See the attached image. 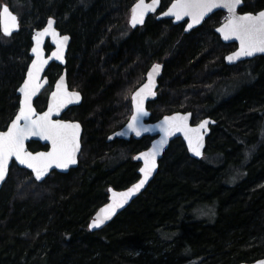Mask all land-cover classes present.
Wrapping results in <instances>:
<instances>
[{
	"label": "trees",
	"instance_id": "16d2710c",
	"mask_svg": "<svg viewBox=\"0 0 264 264\" xmlns=\"http://www.w3.org/2000/svg\"><path fill=\"white\" fill-rule=\"evenodd\" d=\"M5 1L22 26L6 37L0 25V131L19 109L33 31L50 17L72 38L68 81L83 95L72 111L85 130L79 166L67 174L53 172L39 183L12 166L0 191V264H242L264 258V56L226 64L234 46L214 31L223 12L185 34L184 24L156 17L131 30L137 0ZM172 1L162 0V11ZM263 10L264 0H244L241 12ZM156 62L164 64L151 105L156 117L192 112L194 122H218L206 158H191L175 140L145 192L107 227L90 232L109 188L123 190L139 178L132 157L146 148V139L109 143L108 137L128 120L131 94ZM61 72L56 64L48 70L39 111ZM29 149L47 147L33 142Z\"/></svg>",
	"mask_w": 264,
	"mask_h": 264
},
{
	"label": "snow or ice",
	"instance_id": "6c2138e0",
	"mask_svg": "<svg viewBox=\"0 0 264 264\" xmlns=\"http://www.w3.org/2000/svg\"><path fill=\"white\" fill-rule=\"evenodd\" d=\"M242 0H175L163 13L164 16L175 17L177 21L185 17L190 18L187 24L188 29L200 24L204 17L214 9H226L228 16L226 22L217 29L225 41H239V50L228 56L226 59L231 63L239 60L241 57H251L255 53H264V11L256 15L245 14L237 15V8ZM159 6V0H151L146 3L145 0H137V3L131 9V26L134 28L137 24L144 22V17L148 12H155ZM54 21L49 19L47 28L43 32H38L34 39L36 47L32 49L36 54L37 60L33 61L28 70V79L24 81L19 91L23 95L20 101V108L11 126L6 132H0V181H3L9 170V164L13 160L20 165L32 170L36 180H41L53 167L66 169L70 165L76 164V154L79 151V131L80 125L66 123L60 120H53V115H59L60 110L68 104L78 102L79 93L69 92L64 79L61 78L56 84V91L52 93V103L49 104L47 112L37 115L33 108L32 98L36 95L40 85L37 83L39 73L41 72L45 60L40 58L41 37L51 35L53 42L57 45V51L53 56L63 62V49L69 40L68 36L60 37L53 28ZM0 25H2L4 35H11L12 31L18 28V20L12 15L7 6H4L0 12ZM160 65H154L147 76L145 83L138 91L131 96L133 112L127 129L140 136L141 132H149L153 129L142 127L141 118L148 116L145 110V100L149 95H154L155 76L159 74ZM189 115H173L164 118L158 131L163 134V139L153 144L150 151L141 153L134 157L136 160L143 161V167L139 169L143 174L137 184L122 193H112V203L101 210L95 217L91 228H99L105 220L115 214L117 208L123 207L125 203L135 195L147 183L149 177L156 170V158L161 149L168 142V138L180 132L183 133L188 142L189 150L196 156L201 155L200 149L203 147V136L201 129H205L208 121H203L198 127L190 128L188 125ZM206 130V129H205ZM126 133H118L125 135ZM39 137L42 140L51 143V150L47 152H38L33 154L26 151L25 141L30 137ZM111 191V189L109 190ZM264 264V262H262Z\"/></svg>",
	"mask_w": 264,
	"mask_h": 264
},
{
	"label": "water",
	"instance_id": "95a60500",
	"mask_svg": "<svg viewBox=\"0 0 264 264\" xmlns=\"http://www.w3.org/2000/svg\"><path fill=\"white\" fill-rule=\"evenodd\" d=\"M146 3H151V0H145ZM175 2V0L172 1V3ZM137 3V1L132 5V8L134 7V5ZM171 3V4H172ZM171 4L164 10L162 11L163 9V6H162V0H159V6L156 8L155 12H148L145 17H144V22L142 24H137L136 27H132L131 26V23H130V20H131V14H130V17H129V26L133 29V30H136L138 28H141L143 26H145L147 20L152 17V16H157V19L158 21H161V20H171L173 22L174 25H180V24H186L185 25V34H190L193 30H196L198 28H200L201 26H203L204 22L210 17L212 16L213 14L219 12V11H224V12H227L226 9H214L211 13H209L207 16L204 17L203 21L200 23V24H197L195 26H193L191 29H188L187 27V24L190 23V18L189 17H185L183 20H180V21H177L175 19V17H169V16H164L163 13L166 12L168 10V8L171 6ZM4 6H7L9 8V11L12 15H15L17 17V20H18V28L14 31H12L11 35H4V32H3V28H2V25H1V32L4 36L6 37H12L13 35L19 33V31L21 30V20L18 16V14H16L9 5L5 4L2 6V9ZM244 7V0H242V3L240 4V6L237 8L236 12H237V15H245V14H253V15H256L258 14L259 12L257 13H251V12H241V9ZM131 8V9H132ZM2 9H1V12H2ZM264 11V10H263ZM49 19L53 20L54 21V24H53V28L54 30L58 33V35L60 37H63V36H68L69 37V40L67 41L66 45L64 46V49H63V62H61L60 60L56 59L54 56H53V53L57 51V45L53 42V37L51 35H46V36H43L41 37V43H40V58L45 60L46 63L43 65V68L41 70V72L39 73V78H38V81L37 83L40 85L39 89L37 90V93L35 96H33L32 98V104H33V108L35 109V112L37 115H42L43 113L47 112L48 110V106L49 104L52 103V93L56 91V84L60 81L61 78L64 79V82H65V85L68 89L69 92H76V93H79V96H80V99L78 102H73V103H70L68 104L66 107L62 108L60 110V113L59 115H53L52 119L53 120H60L61 121V118L62 116L68 111L70 110L71 108H74V107H78L80 106L82 103H83V95L81 92H78V91H74V90H71L70 89V86H69V81H68V72H67V69H64L63 73L61 74V76L57 79V81L55 82L54 86H53V89L52 91L50 92L49 94V98H48V102H47V105H46V108L44 111H39L37 109V106H36V101L40 98V96L44 93V91L50 86V80H49V77L47 76V72L48 70L50 69L51 65L53 64H56L60 67H66L67 66V56H68V53H69V49H70V46H71V42H72V38L70 35L68 34H63L57 27V20L54 18V17H50ZM48 19V21H49ZM48 21L46 23V25L42 28V29H36L33 31V35H32V47H31V51H30V56L32 58V61L30 62V65L28 67V70L31 68L32 66V63L33 61H36L37 60V56L36 54L33 53L32 49L35 48L37 45H36V40L34 39V37L36 36V34L38 32H43V30L45 28H47V24H48ZM222 26V25H221ZM220 26V27H221ZM219 27V28H220ZM218 29V28H217ZM216 29V33L219 35V37L221 38L222 42L225 43V44H236L237 48L234 52L228 54L226 57H225V62L228 66H235V65H238L239 63H243V62H246V61H250V60H253L257 57H261V56H264V53H260V52H257L255 53L253 56L251 57H241L239 60H235L234 62H229L226 58L230 55H232L233 53H235L236 51L239 50V41H236V40H228V41H225L223 39V36L221 35V33H219ZM50 45L52 50L48 53L47 51V45ZM154 65H160V71H159V74L155 76V87L153 88V92L155 93L154 95H149L146 100H145V110L149 113L148 116H145V117H142L141 118V125L142 127H146V128H150V129H153L152 131H149V132H141V135L140 136H136V134L134 132H131L127 129V125L130 121V119L128 120V122L126 123L125 126H123L120 130H118L117 132H114L113 134H111L109 136V139L108 141H114L116 139H120V140H129L130 138H132V136L135 137V139L137 140H140L142 139L143 137L145 136H152V137H157L153 142H152V145L150 146V148L146 151H150L153 144H156L158 143L161 139H163V134L160 133L158 131V126L162 124L163 120L165 117L167 116H173V115H189V120H188V125L190 128H196L198 127L203 121H208V124L205 126V129H201V135L203 136V147L200 149L201 151V155L200 156H196L194 155L190 150H189V147H188V142L187 140H185L184 138V135L183 133H176L175 135L171 136L168 138V142L164 145V147L161 149L160 151V154L157 156L156 158V163H157V167H156V170L152 173V175L149 177L147 183H145V185L135 194L133 195L128 201L127 203L124 204L123 207H120V208H117L115 210V214L111 216L110 219L108 220H105L104 223L101 225V227L99 228H91L90 225L92 224L93 220L95 219V217L97 216V214H99L101 212L102 209H104L106 206H108L109 204L112 203V193L115 192V193H122V192H125L127 191L128 189L132 188L133 185L137 184L141 179H143V174L140 173L139 171V174L141 175L140 179L133 183L131 186L123 189V190H118V189H115L113 187H110L109 190L111 189V191H109V200L106 204H104L102 207H100L97 212L95 213V215L93 216L92 220L90 221L89 223V231L90 232H97V231H100L102 229H104L105 227H107L119 214H121L126 208H128L131 203L137 199L142 193L145 192V190L149 187V185L153 182V180L155 179L156 175L158 174L159 172V167H160V161L163 159L165 153L168 151L170 145L172 142H174L175 140L177 139H181L183 141V143L185 144L186 148H187V151L190 155L191 158L193 159H196V160H201L204 156V153H205V150H206V147H207V138L210 136L212 130H211V125H216L217 123L215 122V120L213 119H209V118H206V119H203L200 123L194 125L192 122H193V114L192 112H175V113H172V114H169V115H166L164 117H162L159 121H157L156 123H146L145 121L146 120H149L150 119V116H151V112L148 111V108H147V103L149 101H154L158 98V90H159V86H160V80L162 78V75H163V72H164V64H161V63H155L153 64ZM152 66V67H153ZM152 67L149 69L148 73L151 71ZM28 70H27V73H28ZM26 73V77L24 79L27 80L28 79V75ZM148 73H147V76H148ZM147 76H146V80L145 82L136 90L138 91L145 83H147ZM24 81L22 82V84L20 85V87L18 88V91H17V95L19 96L20 98V101L23 99V95L22 93L19 91V89L23 86L24 84ZM135 91V92H136ZM134 92V93H135ZM133 93V94H134ZM132 94V95H133ZM19 108H20V104H19ZM19 112V109L17 111V114ZM16 114V115H17ZM15 115V116H16ZM15 119V117H14ZM13 119V120H14ZM12 120V121H13ZM11 121V122H12ZM11 122L10 124L8 125L7 129L6 130H3V131H0V132H6L8 130V128L11 126ZM62 122H66V123H74V124H79L80 125V131H79V145H80V148H79V151L77 152L76 154V159H77V163L76 164H73V165H70L68 168L66 169H58V168H55L53 167L52 169H49L48 170V173L44 176L43 179L41 180H36L38 181L39 183L45 181L53 172H58V173H61V174H67L69 173L71 170L73 169H76L78 168L79 166V163H80V156L82 155V151H83V143H82V140H83V133H84V130H83V126L81 123H77V122H71V121H62ZM126 133L125 135H118V133ZM32 142H38L40 143L41 145L43 146H48V150H41V151H32L29 149V144L32 143ZM25 149L26 151H29V152H32L33 154H36L38 152H47V151H50L51 150V143L49 141H45V140H42L40 139L39 137H30L28 140L25 141ZM144 151V152H146ZM143 153V152H142ZM141 154V153H140ZM138 154V155H140ZM137 155V156H138ZM135 161L137 162H140L142 164V167H143V161L142 160H136ZM16 164L19 168L21 169H26L28 171H30L33 175V177L35 178V174L32 172L31 169L25 167L24 165H20L18 162H15L14 158L13 160L10 162L9 164V170H8V173L7 175L5 176L4 180L3 181H0V191L1 189L3 188L4 184L6 183V181L8 180V177H9V174H10V170L12 168V166ZM262 262H264V258H261L255 262H252V263H242V264H262Z\"/></svg>",
	"mask_w": 264,
	"mask_h": 264
},
{
	"label": "flooded vegetation",
	"instance_id": "af4514ba",
	"mask_svg": "<svg viewBox=\"0 0 264 264\" xmlns=\"http://www.w3.org/2000/svg\"><path fill=\"white\" fill-rule=\"evenodd\" d=\"M164 11V10H163ZM219 12H223L224 13V15H225V17H223V21H222V23L219 25V26H217L215 29H214V31H216V29L217 28H219L221 25H223L225 22H226V18H227V16H228V13L227 12H224V11H219ZM219 12H217V13H219ZM216 14V13H215ZM215 14H213V15H215ZM212 15V16H213ZM212 16H210L207 20H209ZM152 17H156L157 18V16H152ZM206 20V21H207ZM205 21V22H206ZM204 22V23H205ZM128 24H129V21H128ZM186 24H184V26H185ZM130 27V26H129ZM131 28V27H130ZM141 28H143V27H141ZM139 29V28H138ZM131 30H133L132 28H131ZM133 31H135V30H133ZM216 33V32H215ZM217 34V33H216ZM218 35V34H217ZM219 36V35H218ZM219 39L221 40V38L219 37ZM221 42H222V40H221ZM223 43V42H222ZM224 45H227V46H234L233 47V49H232V51H230V52H228L226 55H225V57L228 55V54H230V53H232V52H234L235 50H236V48H237V46H236V44H225V43H223ZM69 54V53H68ZM258 58V57H257ZM67 59H68V56H67ZM251 61V60H250ZM247 62V61H246ZM156 63H160V62H156ZM153 64H155V63H153ZM153 64L148 68V71H149V69L153 66ZM161 64H163V63H161ZM64 69H67V66L66 67H63L62 68V72H61V74L63 73V71H64ZM148 71H147V73H148ZM67 72H68V69H67ZM147 73H146V76H147ZM61 74L59 75V77L61 76ZM146 76H145V80H146ZM145 82V81H144ZM142 85V84H141ZM141 85H139L134 91H133V93L141 86ZM69 86H70V84H69ZM159 88H160V86H159ZM70 89L71 90H74V91H78V89L77 88H72V87H70ZM78 92H80V91H78ZM132 93V94H133ZM132 94H131V96H132ZM158 95H159V90H158ZM158 99V98H157ZM156 99V100H157ZM155 101V100H154ZM154 101H149L148 103H147V108H148V111H150L151 112V116H150V119L149 120H146L145 122L146 123H156L157 121H159L161 118H158V117H156L155 115H154V111L152 110V107H151V105H152V103L154 102ZM130 103H131V107H132V101H131V97H130ZM75 108V107H74ZM72 109L73 108H71L70 110H68L63 116H62V118H61V121H71V122H77V123H81L82 124V126H83V130H85L84 129V125H83V122L80 120V119H77V117H75V115H76V113L74 112V111H72ZM45 110V109H44ZM44 110H42V111H44ZM132 112H133V107H132V109H131V113H130V115H129V118H128V120L130 119V117H131V115H132ZM73 114L74 115V118H72V117H69L70 116V114ZM167 115H169V114H167ZM164 116H166V115H164ZM163 116V117H164ZM206 118H209V119H213V118H211V117H204L203 119H206ZM202 119V120H203ZM128 120L127 121H124L123 123V125L121 126V127H119V128H117L116 130H114L112 133H110L109 134V136L111 135V134H113L114 132H117L118 130H120L123 126H125L126 125V123L128 122ZM201 120V121H202ZM213 120H215V119H213ZM200 121V122H201ZM199 122V123H200ZM215 122L218 124V122L215 120ZM194 125H196V123L194 122V118H193V122H192ZM198 124V123H197ZM216 124V125H217ZM216 125H211V130H212V128L213 127H215ZM211 135V134H210ZM210 137V136H209ZM209 137L207 138V145H208V140H209ZM157 137H152V136H145V137H143L142 139H140V140H143V139H146V141H147V146H146V148L145 149H142V150H140V151H138L135 155H133V157H132V160H133V162H135V163H137L138 165H139V169L142 167V164L140 163V162H137V161H135V159H134V157H136L138 154H140V153H142V152H144V151H146V150H148L149 148H150V146L152 145V142L156 139ZM108 139H109V137H108ZM140 140H137V139H135V137L134 136H132V138H130L129 140H120V139H116V140H114V141H120V142H136V141H140ZM114 141H108L109 143H112V142H114ZM33 143V142H32ZM38 143V142H37ZM43 146V145H42ZM44 147H47V149H45V150H48V146H44ZM83 148H84V133H83ZM206 150H207V147H206ZM206 150H205V153H204V156H203V158L201 159V160H203L204 158H205V156H206ZM38 151H41V150H38ZM164 158V157H163ZM163 160V159H162ZM161 160V161H162ZM160 161V162H161ZM139 169H138V175H139V178H138V180L140 179V177H141V175L139 174ZM137 180V181H138ZM137 181H135V182H137ZM109 192V191H108ZM108 200H109V193H108ZM108 200H107V202H108ZM106 202V203H107Z\"/></svg>",
	"mask_w": 264,
	"mask_h": 264
},
{
	"label": "rangeland",
	"instance_id": "374dc122",
	"mask_svg": "<svg viewBox=\"0 0 264 264\" xmlns=\"http://www.w3.org/2000/svg\"><path fill=\"white\" fill-rule=\"evenodd\" d=\"M1 1H2V6L5 5V4L9 5L5 0H1ZM129 17H130V16H129ZM128 21H129V18H128ZM75 116H76V115H75ZM70 117L74 118V115L71 113V114H70ZM202 119H203V118H201V119H200V118H197V119L195 120V123H196V124L199 123ZM262 122L264 123V120H263ZM116 125H117V124H116ZM116 125H115V126H116ZM113 131H114V129H113ZM113 131H112V132H113ZM263 131H264V130H263ZM262 136L264 137V132H262ZM82 143H83V140H82ZM82 152H83V151H82ZM205 158H206V157H205ZM238 176H239V174L237 173V174H236V177L238 178ZM233 179H235V177H234ZM201 213H203V211H201ZM211 215H212V213H210V217H212ZM198 217H199V218H204L203 215H202V216L199 215Z\"/></svg>",
	"mask_w": 264,
	"mask_h": 264
}]
</instances>
